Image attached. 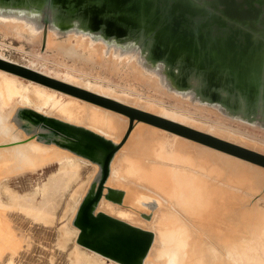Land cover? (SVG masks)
Masks as SVG:
<instances>
[{
    "label": "bare ground",
    "instance_id": "obj_1",
    "mask_svg": "<svg viewBox=\"0 0 264 264\" xmlns=\"http://www.w3.org/2000/svg\"><path fill=\"white\" fill-rule=\"evenodd\" d=\"M29 1L39 4L44 0ZM60 1L63 5L61 7L70 16H58L50 11L49 19H46L37 7L31 9L25 4L0 2V24L6 27L11 25L14 31L24 36L30 30L41 32L39 38L43 34L46 44H52L55 40L52 33L62 38L78 37L75 44H62L65 49L69 44L78 48V40L87 39L97 46L99 52L105 49L115 55L119 52L136 64H131L135 69H144L151 73L150 77L154 78L153 82H149L152 88L160 85L169 93L195 103L196 107L221 113L226 116V120L228 117L237 123L239 121L253 128L264 129L263 114L247 112L246 108L242 109L240 106L233 108L225 103L230 98L217 93L213 95L214 90H208L203 95L198 92L197 86H180L169 74L168 64L149 58L146 50L128 39L124 27L145 29L166 41L168 46L172 45L178 54L186 53L195 58L200 62L197 65L199 69L207 72L215 70L216 76L221 72H230L232 76L228 79L235 77L233 68L223 71L215 66L205 65L196 47L188 45L189 41L185 38H176L156 23L147 26L148 19L143 11L136 12L132 6L126 8L139 13L144 20L116 14L114 8L119 9L120 6L116 7L115 2L81 0L82 3L77 4L78 1L74 0ZM70 4L74 5L76 12L71 11ZM80 7H85L87 13L90 9L89 14L100 12L104 19L98 20V16L89 17L86 13L88 18L93 19L94 24L89 25L90 27L84 26L72 17ZM127 13L126 11V15L130 14ZM120 23L125 26H120ZM99 24L107 26L109 33H103ZM113 30L116 31L115 34L112 33ZM68 50L71 51L70 48ZM15 64H20L27 70L16 67ZM141 74L142 71L139 77H142ZM18 78L25 80L27 85ZM145 79L148 77L145 76ZM213 86L227 90L226 86L216 83ZM263 91L257 95L256 103L259 98L264 102ZM113 93L98 84L87 82L82 85L21 64L0 53V99L5 106L15 100L18 102L8 112L0 110V193L2 184L7 180L44 170L60 163L62 159L70 164L76 160L89 162L94 170L68 220L69 226L77 230L74 241L80 248L83 247L115 264H133L127 262L125 257L133 259L142 251L145 235L98 214L103 212L153 233L152 243L142 259V264H264V207L260 202L262 199L264 201L262 140L261 144L226 133L228 126L225 128L227 131L222 130L225 133H221L215 129L218 126L209 128L198 120L191 122L152 103ZM79 101L86 105L83 110L87 118L92 117L87 121H78L84 115V112L81 114ZM204 110L200 112L205 113ZM102 113L110 115L107 125L113 135L98 129L105 125L100 119ZM219 123L221 125L222 122ZM159 132L160 135L166 133L173 136L178 140L179 148L168 151L164 146L161 147ZM222 140L263 154V157ZM105 144H109L108 147ZM111 145L117 147V150L114 151L110 164H104L105 156L114 148ZM119 157L131 165V173L144 186L134 180L126 183L114 176ZM163 162H175L178 166L160 164ZM102 181V194L92 209L97 217L90 222L85 217L87 206L98 195ZM50 184L59 187L55 181H50ZM67 185L66 183L62 187ZM51 193L52 189H49L48 195ZM260 193L263 197L252 201ZM105 203L132 211L148 224H152L160 212L166 225L162 231L152 226L137 225L126 220V217L122 219L111 214ZM11 210L12 206L8 209L0 201V261L9 255L14 262L28 238L24 233L20 239L13 236L17 234L13 226L17 229L18 227L9 214ZM19 233H22L20 229ZM80 236L85 239L82 243L79 242ZM258 244L262 246L259 247Z\"/></svg>",
    "mask_w": 264,
    "mask_h": 264
},
{
    "label": "rangeland",
    "instance_id": "obj_2",
    "mask_svg": "<svg viewBox=\"0 0 264 264\" xmlns=\"http://www.w3.org/2000/svg\"><path fill=\"white\" fill-rule=\"evenodd\" d=\"M74 1H78L76 2L77 4L82 3L81 0ZM96 1L104 3L115 2L116 7L118 5L120 6L119 9L114 8L116 10L115 13L121 16H134L144 20L139 13H136L143 11L148 19L147 26L150 27L151 23H156L160 28H166L176 38H185V40L189 41L188 45L196 47L199 55H201V61L205 65L215 66L216 69L220 68L223 71L234 69V78L231 77L228 79L232 76L230 72H221L216 76L217 74L214 73L215 70L207 72L199 69L197 65L200 62L196 61L195 58L189 57L186 53L178 54L174 51V47L171 44H169L171 46H168L166 41L161 40L155 34L153 35L142 28L133 29L131 27H124L128 39L136 42L140 48L146 50L149 58L163 61L170 66L169 74L174 77L180 86H197L198 92L203 95L208 90H214L213 95L217 93L230 98V100L225 101L227 105L230 104L233 108L240 106L242 109L246 108L245 110L247 112L249 111L255 114L261 113L264 116L263 100L259 98V102L256 103L257 95L264 90L262 89L264 88V37L256 38L251 45L247 36L249 34L248 25H242V23L231 19L225 20L224 23H219L215 16L211 17L210 15L211 13L216 14V11L214 12L207 8H204L203 11H191L188 7L184 6L185 4H190L192 2L191 0ZM0 2L14 5L25 4L31 9L37 7L46 16V19H49L50 11H53L58 16H70V13H67L66 9L61 7L63 5L60 0H44L39 4L30 2L29 0H0ZM69 6L72 12H76L73 9V4ZM131 6L137 11L132 12L133 10H126V8ZM88 10L90 13L91 10ZM126 11L130 14L127 13L128 15H126ZM87 12L85 7H80L77 13L71 14L75 15L72 17L78 19L86 27L94 24L93 19L88 18L87 14L89 17L93 15L98 16V20L99 18L104 19V15L100 14V12L94 14ZM217 12L220 14L219 11ZM119 25L125 26L121 23ZM99 27L103 33H109L110 31L104 24H99ZM112 33L115 34L116 31L114 32L113 30ZM40 34L41 32L36 33L30 30L24 36L22 33L14 31L11 25L6 27L0 24V53L21 64L30 65L54 75L71 79L82 85H85L87 82L95 83L103 88L112 90L114 92L113 94L120 93L152 103L160 109L175 113L191 122H197L196 120H198L201 124L209 128L218 126L215 129L221 133H225L222 130L227 131L225 128L228 126V132L226 133L249 138L252 141L260 142L262 140L261 142L264 144V129L258 127L253 128V126L239 121L237 123L236 120L228 117L226 120V116L221 113L206 108L204 110L199 106L198 108L195 103L169 93L160 85L158 88H152L149 83L154 81V78L150 77L151 73L144 69L141 70L146 78L148 77L149 81L145 79L143 74H141L142 77H139L141 71L135 69V66H132L136 64L132 63L129 57L121 56L119 52L117 55L114 52L111 53L109 49L99 52L97 46L92 45L91 42L83 38L78 40V48L69 44L65 49L62 44L64 46L70 42L75 44L78 37L70 36L62 38L52 33V38L55 39L53 42L55 44L57 43L55 45L53 42L52 44H46L45 36L42 34L40 39ZM59 43H61L60 46ZM69 48L71 51L68 50ZM15 65L16 67L27 70V68L20 64ZM18 79L27 85L25 80ZM142 80L148 82L144 84ZM214 83L226 86L227 88L225 89L227 90L224 91L221 87L213 86ZM221 98L216 99L221 100ZM16 103L18 102L15 100L14 103L5 106L0 99V110L2 112H8ZM78 103L81 107V114L84 112L81 120L78 121H87L88 118H92H87L85 115L83 109H85L86 105L81 101ZM200 108L207 115L202 112L205 115L203 117V114L200 112L203 110ZM109 117L110 115L105 113L100 115V119H102L105 125L98 129L108 132L109 135H113V131L107 125L110 121ZM212 121L213 123L211 124L210 122ZM220 121L225 125L222 123L220 125ZM207 122L210 126L206 124ZM181 127L188 130L185 126ZM231 129H233V132H231ZM158 137H161V147L164 146L166 150L172 151L173 149L179 148L177 145L178 140L173 136L166 133L165 135H160L159 132ZM209 137L217 139L213 136ZM126 141L127 138L124 143ZM223 142L240 149L242 148L245 151H252L225 140ZM253 153L259 156L263 155L257 152ZM65 161V159H62L60 163L47 167L44 170L27 173L9 179L2 184L0 201L8 209L12 206L13 210L9 211V214L15 226L22 232L18 234V229L13 226V229L17 233L13 236L20 239L24 233L28 238L19 254L16 255L14 262L10 259L9 255H6L4 260L0 261V264H115L75 244L74 238L77 230L69 226L68 220L71 211L74 209L77 200L80 198L88 183L94 167L89 162L87 163L81 160H76L73 164ZM171 163L173 164L167 162L160 164L178 166L174 164L175 162ZM179 167L185 168L182 165H179ZM114 176L126 183H129V180H134L141 184L131 173V165L120 157L115 166ZM50 181L51 183L54 181L57 182L59 187L61 186V189L59 187L57 188L54 184H50ZM66 183L68 185L63 188V185ZM49 189H52L50 195H48ZM255 197L252 201H257L258 198H262L263 194L260 193ZM260 202L264 207L263 199ZM105 204L108 205L110 213L114 216L116 215L122 219L126 217V220L132 221L137 225L144 227L152 226L159 231H162L163 226L166 225L160 212L156 220L152 224H148L132 211L111 203ZM258 246L260 247L262 245L258 244Z\"/></svg>",
    "mask_w": 264,
    "mask_h": 264
},
{
    "label": "water",
    "instance_id": "obj_3",
    "mask_svg": "<svg viewBox=\"0 0 264 264\" xmlns=\"http://www.w3.org/2000/svg\"><path fill=\"white\" fill-rule=\"evenodd\" d=\"M233 1H236V0H233ZM253 2H254V0H252V2H247V4H251L252 6H254ZM207 3H209L210 5L213 4L211 2H207ZM220 4L225 5L224 3L216 2L214 9H215V11H219L222 16H217L214 13H211L210 14L211 17L217 16V22L224 23L225 20H226V18H228V19H231V20H235L236 22L242 23V25H248L255 33H257V34L260 33V34L264 35V30L262 28H259V26L254 22L255 19H258V14H259L260 10H258V12H257V14L255 16L246 17V16L240 14L239 12H237L235 10V8H233V6H231L229 4H226L225 5L226 7L224 9H222V8L219 7ZM255 40H256V36H251L249 38L250 44L252 45ZM106 143H109V141H106ZM108 145L106 146V144H105L106 147H108ZM112 147H114V148H112L108 152V154L105 156L104 164H110L111 157H112L114 151L117 150V147H115V146H112ZM103 185H104V181L101 182V186H100V189L98 191V195L96 196V198L94 200H91L89 202V206H87V211H86V216L85 217H86V219L87 218L90 219L89 220L90 222H92L93 219H95L97 217V215L93 212L92 209H93V206H94L95 202H97V200L99 199V197L102 194ZM98 214L103 215V216H105L107 218H110L111 220H116V221L120 222L121 224L123 223V225L125 224L124 226H128L131 229H133V230H135L137 232H140L141 234H144L145 235L146 241L144 242V246H143L142 251H140V253L138 252L139 254L137 253L136 256L133 259L132 258L125 257V260L127 262H129V263L142 264V259H143L144 255L147 253V251H148V249H149V247H150V245L152 243L153 233L150 232V231H148V230H144L142 228L133 226V225H131V224L125 222V221H122V220H119L117 218L111 217V216H109V215H107V214H105L103 212H100ZM97 222H99V221H97ZM80 235H83V233L80 234ZM85 237H87V236H85ZM84 240H85L84 239V236L83 237L80 236L79 242L82 243V242H84ZM89 242H91V239H89ZM138 257H140V258L138 259ZM124 264H126V263H124Z\"/></svg>",
    "mask_w": 264,
    "mask_h": 264
},
{
    "label": "flooded vegetation",
    "instance_id": "obj_4",
    "mask_svg": "<svg viewBox=\"0 0 264 264\" xmlns=\"http://www.w3.org/2000/svg\"><path fill=\"white\" fill-rule=\"evenodd\" d=\"M192 2L190 4H185V7H188V9H190L191 11H203L204 8L206 9H210L212 11L215 12V3L216 2H221L226 4H229L231 6H233V8H235V10L237 12H239L240 14L246 16V17H251V16H255L258 12V10H260L259 14H258V19H255L254 22L259 26V28H262L264 30V0H254L253 4L254 6H252L251 4H247V2H252V0H191ZM207 2H211L213 3L212 5H210ZM223 4H220L219 7L224 9L226 6ZM260 8V9H259ZM216 15L218 14V12H215ZM220 13V12H219ZM217 16H222L221 14H218ZM217 16H215L217 18ZM228 18H226L227 20ZM240 25V24H239ZM249 33L247 34L248 38H250L251 36H256V38H261L264 37V35L262 34H257L255 33L253 30H251L249 27Z\"/></svg>",
    "mask_w": 264,
    "mask_h": 264
}]
</instances>
